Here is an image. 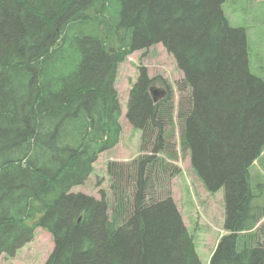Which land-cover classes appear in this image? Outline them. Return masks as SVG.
Masks as SVG:
<instances>
[{"label":"trees","instance_id":"16d2710c","mask_svg":"<svg viewBox=\"0 0 264 264\" xmlns=\"http://www.w3.org/2000/svg\"><path fill=\"white\" fill-rule=\"evenodd\" d=\"M225 1L0 0V255L40 227L53 240L44 264H203L170 191L147 196L155 166L169 177L179 168L167 161L177 157L171 91L154 101L144 67L125 112L150 152L134 161L133 193L115 162L111 199L71 191L118 143L119 64L161 44L190 90L177 111L181 151L206 190H224L226 234L208 264H264V176L250 174L264 166V80L249 71Z\"/></svg>","mask_w":264,"mask_h":264},{"label":"rangeland","instance_id":"374dc122","mask_svg":"<svg viewBox=\"0 0 264 264\" xmlns=\"http://www.w3.org/2000/svg\"><path fill=\"white\" fill-rule=\"evenodd\" d=\"M222 10L230 26L244 29L249 71L264 80V0H226ZM140 67L147 70L148 76L153 80V86L164 89L169 87L171 91L174 104L172 115L174 135L171 137L170 148L176 152L177 157L167 161L179 168L177 174L169 177V171H160L155 166L149 177L147 196L157 199L170 191L185 227L193 238L201 262L207 264L219 238L226 234L223 229L224 190L220 188L214 193L206 190L191 167L188 152L181 151L177 111L180 105L183 108L188 106L190 90L183 82V73L177 67L174 57L163 45L155 44L147 49L133 51L119 64L115 80V88L122 108L119 120L122 129L119 141L114 148L99 153L86 181L82 185L73 187L71 191L82 192L97 199L100 198V191H105L107 197L111 199V184L115 179L113 180V177L108 174L107 165L109 162H115V170L119 169L123 172L121 186L128 194L133 193L134 161L144 154H150L148 150L142 149L141 132L134 129L124 115L129 91L137 79ZM157 156L166 159L165 154ZM250 174L253 181H257L256 175L264 176V166L254 162L250 168ZM256 203L264 206V190L256 198ZM255 229L258 230L257 240L264 247V216ZM52 249L51 235L37 227L33 239L18 248L13 255L1 254L0 264H44Z\"/></svg>","mask_w":264,"mask_h":264},{"label":"water","instance_id":"95a60500","mask_svg":"<svg viewBox=\"0 0 264 264\" xmlns=\"http://www.w3.org/2000/svg\"><path fill=\"white\" fill-rule=\"evenodd\" d=\"M150 93L152 95L153 100L157 101V99H159V98L164 96L165 90L162 89V88H158V87L152 86L150 88Z\"/></svg>","mask_w":264,"mask_h":264},{"label":"bare ground","instance_id":"6f19581e","mask_svg":"<svg viewBox=\"0 0 264 264\" xmlns=\"http://www.w3.org/2000/svg\"><path fill=\"white\" fill-rule=\"evenodd\" d=\"M75 27V26H74ZM79 28V27H78Z\"/></svg>","mask_w":264,"mask_h":264}]
</instances>
